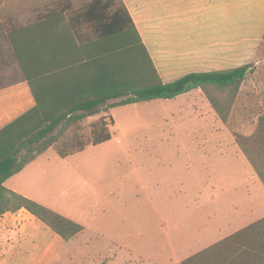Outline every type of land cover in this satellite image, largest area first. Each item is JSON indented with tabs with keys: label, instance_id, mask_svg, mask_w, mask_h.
Instances as JSON below:
<instances>
[{
	"label": "crops",
	"instance_id": "1",
	"mask_svg": "<svg viewBox=\"0 0 264 264\" xmlns=\"http://www.w3.org/2000/svg\"><path fill=\"white\" fill-rule=\"evenodd\" d=\"M123 2L163 83L173 82L190 73L228 70L254 63L251 73L241 86L235 106L237 103H243L247 94L248 98H252V95L255 94L260 101V114H264V54L259 57L260 52L264 51V49L262 50L264 45V0H251L248 3L249 10L255 13L250 15L246 25H242L241 0H134L130 4L126 0ZM48 13L52 14L53 12H46L45 14ZM55 15L60 17V13H55ZM40 16L42 14L38 15L34 21L26 24L18 25L10 22L8 28L10 30L14 26L18 29L21 26L34 25ZM66 23L65 21L56 22L53 24L54 26L45 28L40 33L39 37L41 38L36 42V47L60 46V37L66 35V28H64ZM242 34H256L259 37L242 38ZM3 42L4 46L11 51V39L3 38ZM34 42L32 40L28 45L34 44ZM209 52L215 53L213 57H218L220 60L213 64L206 62ZM242 59L245 62L241 63ZM10 61L4 68H0V141L7 137L4 133L6 128L36 106L32 90L19 62L15 57ZM57 65H60V62L52 61L50 65L49 62L34 61L28 65V71L31 78L34 79L39 72H43L45 66ZM171 103L174 105L170 106ZM209 104L210 102L203 91L196 89L173 99H155L122 107H143L147 111L152 109V117L147 122L152 125L155 131L152 136L153 141H155L154 146L165 143L174 144L176 141L184 140V144L189 145V148L193 150L208 142V128L203 123V113L208 110ZM94 118L98 119V116L89 117L87 120ZM107 120L112 139L97 146H88L86 149L113 142L117 136L120 141L119 145H129L128 135L124 131L122 133L121 131L115 132L116 127L112 114L111 118ZM223 126H225L224 123ZM250 133L249 136L252 135L253 131ZM147 137L145 136V139ZM149 137L151 136L149 135ZM136 139L139 138L136 137ZM186 139L189 143H185ZM238 149L240 151V148ZM25 153L26 149L22 148L18 156L19 159ZM50 153H57V151L51 147L26 164L4 185L9 190L42 205L45 204L46 207L79 223L84 229L74 238L66 241L26 209L8 212L0 217V264H130L132 260L137 258L147 259L148 263L146 264H177L182 262L178 259L182 256L179 255L178 257L177 248L186 241L185 238L170 241L172 243L168 250L166 248L161 249V238L159 237L146 240L144 235L137 238L136 234L134 238H130L128 230L130 226L137 225L138 228L145 226L142 213L137 220L136 218L133 220V216L139 215V210L132 206H115V210L120 215L113 220L108 218V213L105 212L103 206H54L57 204L55 195L59 194L60 181H62L65 172L68 174L75 173L80 177L79 179H85V181L86 178L84 172L80 170L82 168H78L74 163L69 162L71 158L81 152L66 158L60 157L58 153L57 156ZM203 154L206 155V158L213 159L212 161L220 169L221 163L217 158H210L207 154ZM240 154L239 152L237 156ZM189 158L192 160V155ZM60 159L64 165H60ZM229 162L231 164L226 166V170L229 167L233 170L223 172L218 176L220 182L227 179H241L242 177V172L239 171L235 162ZM251 167L253 166L251 165ZM251 167L249 166L251 175L248 174L251 188L246 197H240V195L237 197L238 206H240V202L247 204L245 206H249V210H253V206L254 208L261 206L263 203L261 196H264L263 188L257 189L258 191L253 189L258 187L260 182L263 186L264 183L254 167ZM95 173L99 174V171ZM239 186L233 183L232 190L237 191ZM92 190L96 191V194L99 193L96 188L92 187ZM67 195L68 193L65 192L63 196L67 197ZM171 207L173 208V206H162L161 204L154 207L159 221L156 223L149 222L150 228L155 227L153 234L169 226L170 222H165V215L160 216V213L172 212ZM237 210L240 214V207ZM123 211L125 212L122 213ZM129 211L133 212L132 223L129 220L123 221L122 218L129 219ZM87 215L90 217L84 221L87 219ZM234 217L235 215L232 214V219ZM263 218L240 222L235 227L228 226L220 239L193 255L183 256V261ZM229 221L226 223L228 224ZM151 235L149 234V236ZM130 244L135 247L130 249ZM147 251H154L156 255L150 259ZM168 252L172 257L167 255ZM166 256H169L168 262L156 261L166 258Z\"/></svg>",
	"mask_w": 264,
	"mask_h": 264
},
{
	"label": "trees",
	"instance_id": "2",
	"mask_svg": "<svg viewBox=\"0 0 264 264\" xmlns=\"http://www.w3.org/2000/svg\"><path fill=\"white\" fill-rule=\"evenodd\" d=\"M69 9L61 6L48 11L52 14L40 16L34 25L0 30V68L15 57L36 101L30 112L4 130L7 137L0 141V217L26 209L66 241L84 227L9 190L4 183L10 177L51 147L66 158L88 146L110 141L107 119L117 107L173 99L201 89L220 119L227 123L241 86L252 71L248 64L190 73L163 83L123 0H93L79 12ZM55 13H60V17ZM64 21L66 35L60 37V46L36 47L45 28ZM3 38L11 39V51L4 46ZM32 40L34 44L28 45ZM34 61L60 65L45 66L33 79L28 65ZM93 116L99 120L90 136L84 138L79 133L80 126ZM237 141L264 183V144L255 150L257 142L264 143V115L253 135L238 136ZM22 148L26 153L19 159ZM177 264H264V218Z\"/></svg>",
	"mask_w": 264,
	"mask_h": 264
},
{
	"label": "rangeland",
	"instance_id": "3",
	"mask_svg": "<svg viewBox=\"0 0 264 264\" xmlns=\"http://www.w3.org/2000/svg\"><path fill=\"white\" fill-rule=\"evenodd\" d=\"M92 1L0 0V30L7 29L10 22L18 25L32 22L38 15L59 10L61 6H68L71 12H79ZM126 1L130 4L134 0ZM250 1L241 0L242 25H246L250 15L255 13L249 10ZM244 37L253 39L259 36L242 34V38ZM213 54L215 53L209 52L206 62L213 64L220 60L218 57H213ZM263 54L264 51L260 52L259 57ZM243 62H245L244 59L241 60V63ZM247 96L243 103L234 105L227 123L220 119L209 104L208 110L204 112L205 114L203 113V123L208 128V142H203L204 144L193 150L189 148V145L184 144V140L176 141L174 144L165 143L154 146L155 141L152 136L155 131L147 122L152 117V109L147 111L143 107L132 106L114 108L110 112L115 121V132L124 131L128 135L129 145H119L120 141L117 136L113 142L90 147L71 158L69 162L82 168L80 170L84 172L86 181L79 179L80 177L75 173L65 172L60 181L59 194L55 195L57 204L54 206H103L110 220L120 215L115 210V206H132L139 210V215L133 216V220L134 218L137 220L142 213L145 226L138 228L134 225L137 229L133 225L130 226L128 228L130 238H134L136 234L137 238L144 235L146 240L159 237L162 250L170 249L172 243L170 241L185 238L186 241L177 248L178 257L179 255L182 257L193 255L211 245L212 242L222 237L223 231L228 226L235 227L240 222L264 217V196H261L263 201L261 206H255V208L253 206V210H249V206H245L247 204L240 202L238 206L237 203L238 195L246 197L251 188L248 177V174L251 175L249 169L251 165L238 144V136H249L252 131L253 135L259 118L264 115L260 114V101L256 95H252V98ZM173 105L174 103L170 104V106ZM98 120L99 118H94L83 122L79 129L80 135L88 138L92 127ZM145 136L148 137L145 139ZM185 141L189 143L187 139ZM263 144V142L260 144L257 142L255 150ZM197 149L202 152L200 153ZM239 152L241 154L237 156ZM203 153L210 158H217L221 163L220 169L212 161L213 159L206 158ZM50 154L57 156V153ZM191 155L192 160L189 158ZM229 161L235 162L239 171L242 172V177L220 182L218 176L223 172L233 170L230 167L226 170V166L231 164ZM60 165H64L61 159ZM91 167L93 169H90ZM98 171L99 174L95 173ZM233 183L240 185L237 191L232 190ZM92 187L98 189L100 194H96ZM261 188L264 190L260 182V185L253 189L261 190ZM65 192L68 193L67 197L63 196ZM158 204L173 206L171 207L173 211L160 213V216L165 215V222H170V224L167 228L153 234L155 227L150 228L149 222L159 221L154 208ZM239 207L240 214L237 210ZM170 213L172 215H168ZM232 214L235 215L233 219ZM132 215L133 212L129 211V219L122 217L123 221L129 220L132 223ZM89 217L87 215V219L83 218L84 221H87ZM228 220L230 221L227 224ZM149 234L152 235L149 236ZM134 247L130 244V249ZM146 253L150 259L156 255L154 251ZM182 257L178 258L179 261H183ZM156 261L168 262L169 256ZM146 263L148 260L144 258H137L130 262V264Z\"/></svg>",
	"mask_w": 264,
	"mask_h": 264
}]
</instances>
